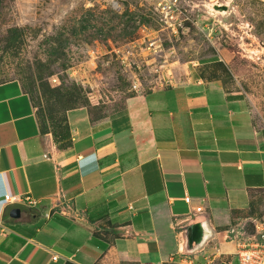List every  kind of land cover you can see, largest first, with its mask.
<instances>
[{"label": "crops", "instance_id": "crops-1", "mask_svg": "<svg viewBox=\"0 0 264 264\" xmlns=\"http://www.w3.org/2000/svg\"><path fill=\"white\" fill-rule=\"evenodd\" d=\"M65 117L58 145L22 85L0 83V264H239L224 230L264 222V127L245 96L192 75Z\"/></svg>", "mask_w": 264, "mask_h": 264}, {"label": "rangeland", "instance_id": "rangeland-1", "mask_svg": "<svg viewBox=\"0 0 264 264\" xmlns=\"http://www.w3.org/2000/svg\"><path fill=\"white\" fill-rule=\"evenodd\" d=\"M192 75L240 92L264 127V0H0V83L22 85L58 145L68 109L101 118Z\"/></svg>", "mask_w": 264, "mask_h": 264}, {"label": "built area", "instance_id": "built-area-1", "mask_svg": "<svg viewBox=\"0 0 264 264\" xmlns=\"http://www.w3.org/2000/svg\"><path fill=\"white\" fill-rule=\"evenodd\" d=\"M4 198L11 203H22L29 207H36L41 203L39 199L33 198L28 194L6 193ZM185 200L189 201V197H185ZM190 217L191 215L188 214L184 220H189ZM224 232L225 240L234 242L236 245L235 253L239 264H264L263 221L254 219L245 223H237L226 228ZM186 238L187 240L195 241L191 235H187ZM56 258L57 256H52V259Z\"/></svg>", "mask_w": 264, "mask_h": 264}, {"label": "water", "instance_id": "water-1", "mask_svg": "<svg viewBox=\"0 0 264 264\" xmlns=\"http://www.w3.org/2000/svg\"><path fill=\"white\" fill-rule=\"evenodd\" d=\"M214 9H217V10H227V6L226 5H218L216 4L214 6ZM18 208H13L11 211H10V215H15L16 213H18Z\"/></svg>", "mask_w": 264, "mask_h": 264}]
</instances>
